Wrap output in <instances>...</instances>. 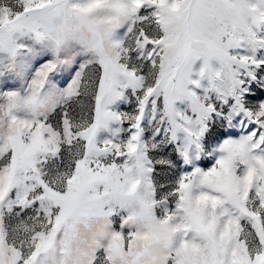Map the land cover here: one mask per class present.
<instances>
[{"label": "snow or ice", "instance_id": "6c2138e0", "mask_svg": "<svg viewBox=\"0 0 264 264\" xmlns=\"http://www.w3.org/2000/svg\"><path fill=\"white\" fill-rule=\"evenodd\" d=\"M0 264H264V0H0Z\"/></svg>", "mask_w": 264, "mask_h": 264}]
</instances>
